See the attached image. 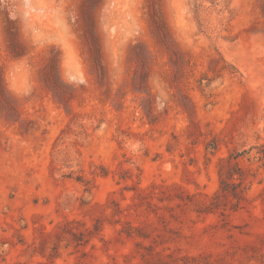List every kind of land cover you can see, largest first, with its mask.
<instances>
[{"label":"rangeland","instance_id":"1","mask_svg":"<svg viewBox=\"0 0 264 264\" xmlns=\"http://www.w3.org/2000/svg\"><path fill=\"white\" fill-rule=\"evenodd\" d=\"M0 264H264V0H0Z\"/></svg>","mask_w":264,"mask_h":264},{"label":"clouds","instance_id":"2","mask_svg":"<svg viewBox=\"0 0 264 264\" xmlns=\"http://www.w3.org/2000/svg\"><path fill=\"white\" fill-rule=\"evenodd\" d=\"M9 88L14 93L26 95L30 92L31 85L26 74L11 75L9 77Z\"/></svg>","mask_w":264,"mask_h":264},{"label":"trees","instance_id":"3","mask_svg":"<svg viewBox=\"0 0 264 264\" xmlns=\"http://www.w3.org/2000/svg\"><path fill=\"white\" fill-rule=\"evenodd\" d=\"M221 184H224V183L221 182ZM223 186H224V185H223Z\"/></svg>","mask_w":264,"mask_h":264}]
</instances>
